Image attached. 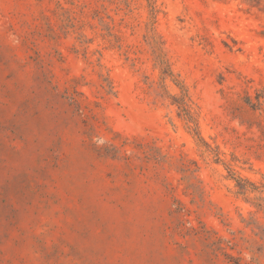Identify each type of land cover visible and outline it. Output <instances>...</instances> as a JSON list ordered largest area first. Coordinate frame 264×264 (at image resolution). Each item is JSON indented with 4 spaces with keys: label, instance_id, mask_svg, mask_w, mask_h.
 <instances>
[{
    "label": "rangeland",
    "instance_id": "1",
    "mask_svg": "<svg viewBox=\"0 0 264 264\" xmlns=\"http://www.w3.org/2000/svg\"><path fill=\"white\" fill-rule=\"evenodd\" d=\"M241 179L264 0H0V264H264Z\"/></svg>",
    "mask_w": 264,
    "mask_h": 264
},
{
    "label": "trees",
    "instance_id": "2",
    "mask_svg": "<svg viewBox=\"0 0 264 264\" xmlns=\"http://www.w3.org/2000/svg\"><path fill=\"white\" fill-rule=\"evenodd\" d=\"M183 100H184V98H183ZM180 107L182 108V110L188 112V109H187V107H186V103H185V101H183V102L181 103ZM239 187H240V189L242 190V192H246V191H248V190H250V189H252V188L255 189V190H257V189H258V190H264V189H260V187L257 186V185H255L254 183H251V182L246 181V180L244 181L243 179L240 180Z\"/></svg>",
    "mask_w": 264,
    "mask_h": 264
}]
</instances>
